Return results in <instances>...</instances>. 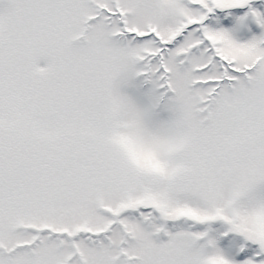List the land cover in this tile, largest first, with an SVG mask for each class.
Segmentation results:
<instances>
[{"label": "snow or ice", "instance_id": "obj_1", "mask_svg": "<svg viewBox=\"0 0 264 264\" xmlns=\"http://www.w3.org/2000/svg\"><path fill=\"white\" fill-rule=\"evenodd\" d=\"M0 264H264V0H0Z\"/></svg>", "mask_w": 264, "mask_h": 264}]
</instances>
